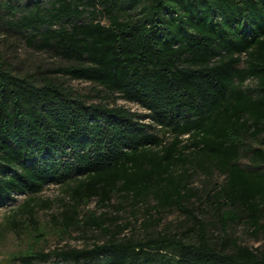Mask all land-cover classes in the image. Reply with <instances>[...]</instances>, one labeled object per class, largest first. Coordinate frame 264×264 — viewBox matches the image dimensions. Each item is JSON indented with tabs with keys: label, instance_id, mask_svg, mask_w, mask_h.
I'll list each match as a JSON object with an SVG mask.
<instances>
[{
	"label": "trees",
	"instance_id": "trees-1",
	"mask_svg": "<svg viewBox=\"0 0 264 264\" xmlns=\"http://www.w3.org/2000/svg\"><path fill=\"white\" fill-rule=\"evenodd\" d=\"M87 12L107 22L84 20ZM3 20L69 60L57 72L140 103L152 123L124 105L91 102L54 76L39 82L0 62V209L50 183L71 187L75 206L95 197L110 203L118 190L181 204L186 185L173 167L208 161L228 176L218 196L260 224L264 0H0ZM154 124L174 130L165 149ZM186 134L191 143L182 150ZM245 154L256 169L241 166ZM54 257L71 264H264V246L225 250L205 236L114 237L86 248L30 247L0 264Z\"/></svg>",
	"mask_w": 264,
	"mask_h": 264
},
{
	"label": "rangeland",
	"instance_id": "rangeland-1",
	"mask_svg": "<svg viewBox=\"0 0 264 264\" xmlns=\"http://www.w3.org/2000/svg\"><path fill=\"white\" fill-rule=\"evenodd\" d=\"M93 18L107 22L103 14L93 17L90 12L83 19L90 21ZM0 62L14 73L39 82L44 76H54L91 102L124 105L143 115L145 122L152 123L146 116L149 110L140 103L113 94L91 81L73 79L57 72L56 69L68 65L69 60L53 49L30 43L24 32L8 27L4 20L0 21ZM247 82L255 84L251 79ZM154 128L163 139V149L174 141L172 128L155 124ZM188 137V134L182 136L179 145L182 150L184 145L191 143ZM250 143L255 144V141L250 140ZM191 151L186 150L187 157L191 156ZM240 164L246 169H256L250 154L243 155ZM173 172L186 185L181 204H162L156 192L135 197L133 193L118 190L110 203L95 197L86 204L75 206L71 187L56 183L45 185L36 194H17L0 209V259L30 247L47 252L86 248L114 237L145 240L159 235H178L197 242L205 236L225 250L234 249L236 244L252 248L264 246V216L259 225L254 224L243 211L218 196L228 180L226 173L208 161L202 164L180 162L173 167ZM70 221L73 223L66 228ZM41 264L71 263L54 257ZM82 264L94 263L86 261Z\"/></svg>",
	"mask_w": 264,
	"mask_h": 264
}]
</instances>
